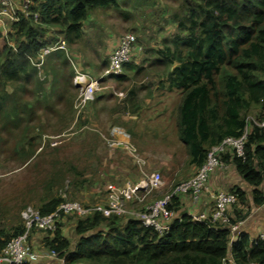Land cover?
Masks as SVG:
<instances>
[{"label":"trees","instance_id":"obj_1","mask_svg":"<svg viewBox=\"0 0 264 264\" xmlns=\"http://www.w3.org/2000/svg\"><path fill=\"white\" fill-rule=\"evenodd\" d=\"M166 1L174 7L170 16L174 31L164 37L159 48L147 50L151 58L145 60L146 66L129 62L124 68L126 73L114 78L130 80L128 73L132 70L134 79L154 73L158 89L180 92L179 138L188 146L190 162L196 166L205 162L211 147L225 137L241 136L248 125L244 156L227 152L222 158L234 164L245 182L254 187L250 192L252 205L261 207L264 127L255 121L264 122V0ZM158 2L32 0L30 8L20 13L19 21L11 23L10 31L0 35V139L6 141V133L11 137L21 129L24 137L42 101L63 102L60 82L76 87L74 70L68 76L64 73L72 66L63 51L47 56L49 66L46 60L41 68L34 64L41 49L59 39L70 47L78 45L85 36L84 23L96 9H137L157 6ZM35 12L39 14L38 21L34 19ZM49 31L51 38L44 39ZM43 72L47 77L55 73L50 90L41 77ZM32 87L38 90L34 94ZM144 88L142 82L127 89L118 112L132 114L141 109L138 92ZM48 91L55 95V101L51 102ZM30 93L32 100L27 99ZM251 110L255 118L247 121L246 114ZM231 192L237 195V202L229 207L234 217L227 211V222L213 221L211 215L208 221L199 222L182 214L170 221L166 233L160 234L137 219L97 212L79 218L74 242L65 236L60 221L54 232H48L45 247L57 253L51 264H264V239L260 234L252 238L241 229L251 211L248 194L240 187ZM63 201L60 197L50 198L39 211L50 214ZM178 203V197L172 198L169 208L176 209ZM240 222L244 223L233 231L232 227ZM24 232L25 227H21L14 236L6 235L0 240V250Z\"/></svg>","mask_w":264,"mask_h":264},{"label":"rangeland","instance_id":"obj_2","mask_svg":"<svg viewBox=\"0 0 264 264\" xmlns=\"http://www.w3.org/2000/svg\"><path fill=\"white\" fill-rule=\"evenodd\" d=\"M173 8L169 1L159 0L157 6L151 7L99 8L92 11L84 23L85 36L80 43L75 47L67 45L68 52L62 50L72 66L64 73L67 76L72 74L76 65L99 78L107 68L115 41L127 33H133L143 48L134 54L130 63L146 66L145 60L151 58L147 50L159 48L164 37L174 31L170 20ZM4 21L7 31L10 30L11 23L8 19ZM51 29L54 30L53 27ZM1 32L3 27L0 23V35ZM45 60L49 66V59ZM143 75L134 79L132 70L128 73L130 80L123 82L114 77L102 78L95 100L79 120L75 116L79 89L60 82L59 87L65 95L63 102L51 104L42 101L28 122V132L24 137L21 129L11 137L6 133L3 138L6 141L0 139V240L25 227L22 213L27 206L39 210L44 202L54 197L90 207L102 205L107 203L110 188L123 186L129 181L138 182L137 178H142L143 172L127 150L115 142L119 136L117 131H113L116 128L118 132L126 129L131 142L146 159L143 171L147 174L158 172L163 178V186L148 196V202L162 198L176 184L188 180L185 173L192 172L194 167L187 159L185 144L176 134L181 94L158 89L154 73H150L148 78ZM41 77L50 90L55 73L47 77L43 72ZM142 82L145 88L138 92L141 109L132 114L119 113V104L127 89ZM32 88L34 94L36 88ZM50 96L51 102L56 100L53 93ZM33 98V95L27 97L28 100ZM19 102V107L23 106L22 95ZM21 116L23 118V113ZM254 118V110L246 114V120ZM112 135L115 141L109 145L104 136ZM134 206L140 207L138 204ZM77 220L76 216H68L62 223L63 233L70 240L75 237L73 225ZM48 235L41 230H32L29 248L46 250L45 238Z\"/></svg>","mask_w":264,"mask_h":264},{"label":"built area","instance_id":"obj_3","mask_svg":"<svg viewBox=\"0 0 264 264\" xmlns=\"http://www.w3.org/2000/svg\"><path fill=\"white\" fill-rule=\"evenodd\" d=\"M31 4L32 0H24L23 2H19L18 0H0V23L2 26H5V19H8L10 23L19 21L20 13L27 11ZM34 19L36 21L39 20L37 12L34 13ZM58 50L68 52L67 42L64 39H59L41 49L38 58L33 60L34 64L41 68L46 57ZM142 50L143 48L138 45L137 37L133 33H127L119 39L117 46L110 52L107 68L99 78L90 75L74 65V82L79 89L75 102L76 120H79L83 116L86 108L95 100L102 78L123 74L125 65L131 62L134 54ZM255 123L264 127V122L255 121ZM248 130L247 125L241 136L225 137L220 143L211 147L207 153L205 162L198 168L192 178L176 184L169 194L153 202H148L147 198L153 191L162 187L163 178L158 172L147 174L143 171L147 161L130 141V138H128L124 143L125 149L143 172V177L140 181L136 183L129 181L123 186L110 188L107 203L102 205L90 207L77 201H63L54 212L46 215L41 214L38 209L27 206L22 213L25 232L13 237L0 250V264H25L56 259L57 253L54 250L36 251L30 249L28 240L30 232L35 229L47 233L54 232L64 216L86 218L97 212L105 216H125L139 220L143 225L154 228L160 234L166 233L170 228V221L173 219V210L169 208L172 198L188 194L192 196L193 200L198 201L203 192L208 189L211 175L218 168L228 167V163L222 158L223 154L234 152L239 156H244ZM113 131L118 130L116 128ZM104 139L109 142V145L115 141L113 135L110 137L104 136ZM214 200L215 209L211 214L213 221L222 220L227 222L229 220L227 211L230 206L237 202V195L230 191H222L214 195ZM135 204L140 205V207L134 206ZM191 216L199 222H206L209 218V215L205 213ZM241 223L233 226L232 230H237ZM260 236L264 239V232Z\"/></svg>","mask_w":264,"mask_h":264},{"label":"crops","instance_id":"obj_4","mask_svg":"<svg viewBox=\"0 0 264 264\" xmlns=\"http://www.w3.org/2000/svg\"><path fill=\"white\" fill-rule=\"evenodd\" d=\"M2 27H3V32H1V33L5 35L7 33V28L5 26H2ZM172 29H174V27ZM8 31H10V30H8ZM51 34L52 33L50 31L48 33H46L44 35V39L51 38ZM118 42H119V39L117 41H115V45L112 47V50H113V48H115L117 46ZM74 84H75V82H74ZM113 128H116V127H113ZM122 128L120 126V129H122ZM117 134L119 135L118 140H117L118 146L119 147L123 146V149H124L125 148L124 143L127 141L128 138H130V141L132 140V138H131L130 134L128 132H126V129H124V128H123L122 132H117ZM176 134L179 137L178 128L176 129ZM134 136H135V134H134ZM139 148H142L141 145H139ZM185 148H186L185 150L187 152V159H189V161H191L190 150L186 144H185ZM124 150H126V149H124ZM135 165L138 166L136 164V162H135ZM192 166L194 167L192 172L185 173L186 179H189L198 170L199 166H196L194 164H192ZM160 169H163V168H160ZM166 173H167V171H166ZM140 180H141V178H137V181H140ZM163 184H164V181H163ZM236 187H240V188L244 189L247 192L249 200L251 202V211L245 220L244 227H242L241 229L244 230L245 232L249 233L250 236L252 238H254L257 235L261 234V231L264 232V205H262L261 207H254L252 205V195L250 194V192H251V190L254 189V187L250 186L249 184H247L245 182V180L242 178V176L237 172L235 165L232 163L228 164L227 168H218L211 175V178L209 181V187L207 190H205L203 192V194L201 195V197L199 198L198 201L193 200L192 196L188 195V194L179 196L178 197L179 203L176 206V209L173 210V217L172 218L180 217L182 214L195 215V214L205 213L207 215H211L213 210L215 209L214 195L217 194L218 192H222V191H230L231 192V190H233ZM259 189L264 193V182L260 186ZM228 215L230 217H234V214H233L231 208L228 209ZM67 217L68 216H64L61 219L60 223L61 224L64 223L66 221ZM77 222H78V220L73 225L75 237L73 240H71V242H74L77 238V234L75 231L76 226H77ZM243 223L244 222H242L241 224H243ZM45 233L48 234L47 232H45ZM42 243H43V241H42ZM52 262H54V259L41 260V261L37 262L36 264H51Z\"/></svg>","mask_w":264,"mask_h":264},{"label":"bare ground","instance_id":"obj_5","mask_svg":"<svg viewBox=\"0 0 264 264\" xmlns=\"http://www.w3.org/2000/svg\"><path fill=\"white\" fill-rule=\"evenodd\" d=\"M118 132V131H117Z\"/></svg>","mask_w":264,"mask_h":264},{"label":"clouds","instance_id":"obj_6","mask_svg":"<svg viewBox=\"0 0 264 264\" xmlns=\"http://www.w3.org/2000/svg\"><path fill=\"white\" fill-rule=\"evenodd\" d=\"M122 75V74H121Z\"/></svg>","mask_w":264,"mask_h":264}]
</instances>
